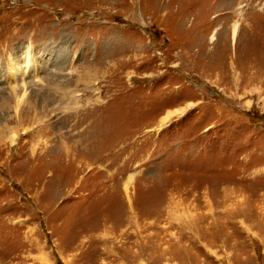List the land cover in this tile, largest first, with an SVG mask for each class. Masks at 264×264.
Returning a JSON list of instances; mask_svg holds the SVG:
<instances>
[{"label": "rangeland", "instance_id": "obj_1", "mask_svg": "<svg viewBox=\"0 0 264 264\" xmlns=\"http://www.w3.org/2000/svg\"><path fill=\"white\" fill-rule=\"evenodd\" d=\"M0 264H264V0H0Z\"/></svg>", "mask_w": 264, "mask_h": 264}, {"label": "bare ground", "instance_id": "obj_2", "mask_svg": "<svg viewBox=\"0 0 264 264\" xmlns=\"http://www.w3.org/2000/svg\"><path fill=\"white\" fill-rule=\"evenodd\" d=\"M236 29H237V25L234 26L233 36H232L233 40H234L235 35H236ZM237 31H238V30H237ZM214 38H215V36L213 35V36L211 37V39L213 40ZM234 41H235V40H234Z\"/></svg>", "mask_w": 264, "mask_h": 264}]
</instances>
